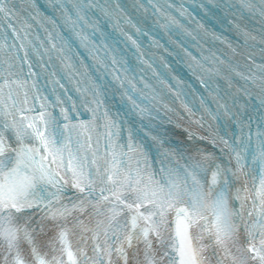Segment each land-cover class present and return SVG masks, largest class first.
Listing matches in <instances>:
<instances>
[{
	"label": "snow or ice",
	"instance_id": "snow-or-ice-1",
	"mask_svg": "<svg viewBox=\"0 0 264 264\" xmlns=\"http://www.w3.org/2000/svg\"><path fill=\"white\" fill-rule=\"evenodd\" d=\"M0 264H264V0H0Z\"/></svg>",
	"mask_w": 264,
	"mask_h": 264
}]
</instances>
